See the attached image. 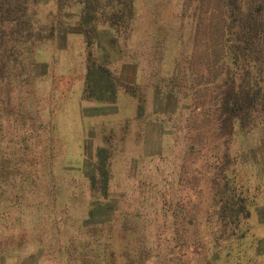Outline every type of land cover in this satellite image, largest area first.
<instances>
[{"label": "rangeland", "instance_id": "obj_1", "mask_svg": "<svg viewBox=\"0 0 264 264\" xmlns=\"http://www.w3.org/2000/svg\"><path fill=\"white\" fill-rule=\"evenodd\" d=\"M29 4L44 35L59 29L0 42V264H201L220 173L264 238V121L223 153L221 0H133L127 32L100 25L90 47L65 32L77 5ZM89 50L112 68L113 103L84 92Z\"/></svg>", "mask_w": 264, "mask_h": 264}, {"label": "trees", "instance_id": "obj_2", "mask_svg": "<svg viewBox=\"0 0 264 264\" xmlns=\"http://www.w3.org/2000/svg\"><path fill=\"white\" fill-rule=\"evenodd\" d=\"M31 1L0 0L1 43L12 39L15 43L26 45L31 39L33 42L34 39L41 41L44 38H51L55 31H58L59 28L54 26L48 29L50 30L48 34L42 33L44 28L38 26L29 12ZM55 2L59 13L68 7L78 6L77 19L73 24L65 22V32L82 35L87 47L98 40L100 25L107 24L114 35L120 28L121 33H126V21L130 20V17L125 12L131 11L130 15L134 12L133 0H55ZM219 10L222 15L220 25L223 31L221 46L224 50L222 55L224 66L216 75L215 81L222 89L219 94V117L228 125V136L222 146L224 153L232 140L235 127L239 132H244L245 126L264 121V0H221ZM63 16L69 15L65 13L61 15L65 18ZM119 23L120 27H117ZM105 58L107 60L108 55H105ZM97 61L99 60L92 59L89 50L84 92L88 98L113 103L116 89L113 84L112 68L101 64L103 59ZM128 63L130 62L127 61ZM225 158L224 155L222 161L224 164L227 163ZM219 160L221 161L220 157ZM105 165L104 159L98 163L104 187L108 174ZM219 176L224 189L221 196L223 205L210 215L212 217L210 234L204 238L205 242L197 239L194 244L195 248L203 251L201 264L263 263L264 238L253 232L247 223L251 212L246 201L250 200L251 196L247 198L240 193L236 194L235 186L229 183L227 175L220 173ZM250 191L249 189V193ZM257 215L259 225L264 227V212L261 206Z\"/></svg>", "mask_w": 264, "mask_h": 264}]
</instances>
